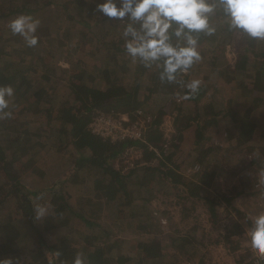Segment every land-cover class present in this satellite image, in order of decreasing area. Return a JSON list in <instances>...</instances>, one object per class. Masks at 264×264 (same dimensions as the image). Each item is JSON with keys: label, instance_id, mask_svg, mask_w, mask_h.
Instances as JSON below:
<instances>
[{"label": "trees", "instance_id": "16d2710c", "mask_svg": "<svg viewBox=\"0 0 264 264\" xmlns=\"http://www.w3.org/2000/svg\"><path fill=\"white\" fill-rule=\"evenodd\" d=\"M25 3H20L19 0L11 3V0H7L3 4L5 8L0 9V23H2L0 25V85L13 86L15 89L14 98L17 97L19 92L27 91L28 87L30 88L26 93L22 94L23 96H18L20 99L19 103L14 102L13 108L10 107L9 110L11 113L15 112L13 110L19 106L20 102L33 97L35 99L33 106H35L39 115L45 117L47 120L45 124L59 122L60 130H52V134L49 135L48 139H57L58 137L56 136L65 134L76 150L83 151H80L73 160L74 172L69 174L71 177H63L64 179L58 181V184L60 182L61 184L57 189L51 188L56 183H51L49 186L51 195L49 199H46V202L50 219L45 217L43 220H37L34 216L35 205L33 203L35 202L32 197L37 196L45 201V194H39L41 193L39 190L44 188L35 187L33 191L30 190L23 182L20 168V165L24 164L27 167V163H31V159H27L31 154L30 149L32 147L30 146L35 139L31 137L30 130L22 133L16 129L17 126H14V124L18 120L17 118L11 117L12 115L7 120L3 118L0 122V208L6 207L9 209L8 203L10 201L15 202V206L12 207L10 213L6 214L5 220L0 224V259L12 258L13 264H24L27 258L32 259L34 264H73L74 259L71 260L70 257L82 254L85 264H132V259H125L124 254H113L112 249L106 251V242H96L95 235L88 233V231L86 232L85 229L94 227L105 229L106 224L102 225L100 221L102 212L106 209L110 211L112 208L110 201L112 199L115 200L116 195L121 191L124 195H129L125 188L127 182L136 179L139 183H143V181H140L142 177L145 178L148 188H150L152 183H156L152 182V180L156 181L158 178L168 179L174 188L176 185H183L189 191V196L204 201L210 214L213 217H217V206L222 201L231 202L233 197H228L222 191H218L213 196L202 193L204 188L212 187L214 178L219 175L215 167L216 164L211 162L200 171H196L199 172L197 173L199 174L197 181H186L184 174L178 172L179 165L177 163L172 166L169 165V161L174 157L176 151H170L169 142L162 128L166 113H173L177 110V115H179L177 120H180V117L184 118L186 114L191 112L190 108L185 109L188 101L194 102L196 111L201 107L199 104L201 103L200 99L206 94L203 84L198 94L189 99H184L183 97L187 90L180 84L162 83L159 80L157 70L147 69L139 62L134 63L125 52L124 41L120 36L121 25L118 21L110 20L104 16L101 17L100 14L92 11L95 14L92 17L94 22H92L93 19L90 20L85 17L82 13L83 11H78V9L85 7L86 4L92 7L95 6L94 0H28L26 5ZM23 12L40 20V26L37 31L39 43L36 47H27L23 39L18 35L13 36L7 27L9 21ZM56 13L60 15L59 21L54 19ZM72 20H74V23L75 21H81L84 24L83 26L91 30L94 27L93 25H98L99 22L102 23L95 33L92 31L88 33L91 36L89 37L91 41L98 40V42L95 41L96 43L94 42L92 43L93 45L86 47L87 40L84 39L81 44L84 50L86 48V54H92L89 51V48H92L94 55L104 51L106 57L102 58L101 63L104 64L102 68L99 63L92 65L98 71L96 76L90 77V69H86L87 66L84 70L77 71L78 73L69 70L70 76L66 89L71 100L69 102L59 100L58 103L56 102L57 99L49 94L51 87L40 86L39 89H36L34 88L35 82L31 83L28 76L30 75L29 72L37 70L38 60L41 61L40 64L42 66L49 67L46 64V57L41 52L40 57L35 55L37 50L43 51L56 43V47L63 50L64 47L69 45V43L66 45L61 34L64 29V22L67 21L68 23V21L71 22ZM57 22L60 25H57ZM52 23L58 32L56 35L51 32ZM78 30L81 32V28ZM110 30L115 31L118 37L105 42L104 36ZM68 34L71 37V33ZM232 34L227 30L226 26L218 28L217 32L212 36L201 34L200 50L202 60L194 66L188 75L182 76L181 79L186 82L195 78L198 72L204 70L202 64L206 60L205 65L211 67L209 69L211 79L216 81L220 77L228 78V80H237L236 88L246 96H250L253 90L261 95L264 94V41L250 40L242 35L247 47L245 53L239 55L237 60L238 68L236 74H239L238 76L229 77L226 71L220 67L222 63L219 60L223 58V44ZM9 47H11V50L8 49ZM73 49L79 50L80 47L78 49L75 46ZM208 52L210 53L208 54ZM250 52L255 53L253 60L249 58L248 53ZM31 65H33V68ZM88 67L91 66L88 65ZM75 70L77 69H72V71ZM101 77L107 80L106 86L97 85L96 81L99 78L101 79ZM247 77L252 85L245 81ZM142 78L144 80L147 78L146 81L150 88L149 92L143 88ZM44 79L50 80L49 77H44ZM207 80L204 82H207ZM150 92L155 95L152 103L154 99L158 98V101H165V103H161L157 108L151 106L149 100L151 99ZM157 96L158 98H156ZM254 100L262 101L264 98L256 96ZM168 105L172 106V110H167ZM183 106L185 110H183ZM247 106L250 107L252 105L248 104ZM145 107H148V110ZM140 110L146 113L139 114ZM98 111L111 114L127 113L133 121L139 118L141 114L151 115V118L147 119L142 139L113 141L96 135L90 130L89 125L92 116ZM212 111L214 110L212 109ZM210 114L213 115L212 113ZM226 116L230 120H228L225 128L224 141L228 139V143L232 144L234 148L243 146V144L248 143L254 137H264L263 130L258 132L257 119H251L249 115H243L236 111L227 112ZM193 120L195 121L193 125L195 135L190 146H194V149L191 148V152L193 157H197V161L205 163L207 155L221 150L219 145H217L218 150L217 147L212 145H203L206 141L204 130L210 129L212 131V128L217 126V118H208L201 121L200 114H198ZM184 131L185 126L180 128L181 135L177 136L175 140L179 142L183 137ZM132 146L142 150L141 161L145 160V164L123 173L121 170L114 168L111 161ZM172 146H176V144L174 145L173 143ZM223 154L226 155L225 152ZM152 159H157V163L152 164ZM89 168H95L101 174L93 180V189L96 192L95 196H97L91 197L79 194L75 197L73 203L72 194L68 193L67 188L73 182H83L78 172ZM112 193L115 197H108L111 198L108 199L107 195L111 196ZM238 193L241 194L240 192ZM131 210L136 209L132 208ZM139 212L137 214L142 217H140L138 223L140 227L136 229L149 234L138 241L139 250L136 259L141 261V263H172L166 258V253H163L165 241L153 234L152 230L155 224L153 222L155 221L153 213L143 212L142 214L140 210ZM22 217H27V223L31 227L30 233L34 237V242L29 246L28 251L21 250V243L23 237L27 236V230L22 233L20 238H18L17 234H7L4 230L5 227H10L15 231V225ZM247 221L250 222L249 219ZM238 225L237 227H241V225ZM82 227L85 228L83 230L84 233L79 235V237L87 241L86 244L81 242L77 235L74 236L71 233V231L75 230L82 231ZM51 230L59 231V236L47 239L45 234ZM108 231L106 230V232ZM194 232V230H191L190 234L186 236L172 237L170 245L182 251L184 250V254L192 251L195 253L198 250V243L195 235H193ZM234 233L238 234L237 232L231 233L228 230L225 238L229 241V235ZM152 235L153 237H151ZM79 241L80 244H77ZM123 243L124 241H121L117 245L120 246ZM48 255H51V257H48ZM174 262H177V260H174Z\"/></svg>", "mask_w": 264, "mask_h": 264}, {"label": "rangeland", "instance_id": "374dc122", "mask_svg": "<svg viewBox=\"0 0 264 264\" xmlns=\"http://www.w3.org/2000/svg\"><path fill=\"white\" fill-rule=\"evenodd\" d=\"M25 1L26 0H19V2L23 4ZM5 2H7V0H0V9L5 8L3 6ZM14 2L15 0H11V3ZM27 2L28 0L25 5ZM96 2H98V0H94V3ZM94 9L95 6L92 7L86 4L85 7L78 9V11H83V15L91 20L93 19V15H95L92 12ZM75 13L78 15L77 12ZM19 14H26V12ZM101 17L103 16L101 15ZM54 19L55 21H59L60 15L56 13ZM92 22H94V19ZM1 24L2 23H0V25ZM58 24L60 25L59 22H57V25ZM101 24L102 23L99 22L98 25H93L94 27H92L91 30L83 26L84 24L81 21H75V23L74 20L71 22L68 21V23L67 21L64 22V29L62 30L61 36L66 45L67 43H69V45L64 47L63 50L56 47L57 43L43 51L37 50L35 55L40 57L41 52V54L46 57V64H48L49 67L42 66L40 64L41 61L38 60L39 63L36 65L37 70H33L31 73L29 72L30 75L28 79L31 80V83L35 82L34 88L39 89L40 86H45L46 88L51 87L49 94L57 99L56 102L59 100L69 102L71 98L66 89L70 76L69 70L78 73L77 71H82L87 66L86 69H90L89 72L91 77L96 76L98 73L96 68L92 65L99 63L101 68L104 65L101 63L102 58L106 57L104 51H100L94 55L92 48H89L92 54H86V48L84 50L81 44V41L86 39V47H88V45H93L92 43L96 40H94V42L93 40L91 41L89 39L91 36H89L88 33L89 31L95 33ZM79 28H81V32L78 30ZM51 32L54 35L58 33L53 23L51 25ZM68 33H71V37ZM117 37L118 34L110 30V32L105 34L104 41L108 42ZM96 42H98V40ZM223 45V58L219 60L222 63L220 67L226 71L229 77L238 76L239 74H236L238 68L237 60L239 59V55L245 53L247 45L242 35L234 33L226 39ZM75 46L78 47V49L80 47V49H73ZM8 49L11 50V47ZM209 53L210 52H208V54ZM248 54L249 58L253 60L255 53L250 52ZM98 59H100L99 62ZM87 64L91 67H88ZM205 64L206 60L203 61L202 64L204 70L198 72L195 77L203 81V86L206 90L205 96L200 99L201 103L199 104L201 107L198 108V112L196 111L194 102L188 101L187 105H185V109L190 108L191 112L186 114L184 118L180 117V120H177L179 116L177 115V110L173 113H166L162 128L169 142L170 151H176L174 157L169 161V165L172 166L174 163H177L179 165L178 172L184 174L186 181H197L199 176L197 173L199 172L196 171H200L205 165L211 162L216 164L215 167L219 175L214 178L212 187L204 188L202 193L213 196L218 191H222L225 192L228 197H233L231 202L222 201L216 208L217 217H213L204 201L189 196V191L183 185H176L174 188L168 179L158 178L156 181L152 180V182L156 183L151 182L152 184L150 188H148L144 177L140 180L143 181V183H139L136 179L128 180L129 182L125 185V188L129 192L128 196L124 195L122 191L117 194L116 197L113 193L111 196L107 195V198L115 197V200L112 199L110 201L112 206L110 209V211L112 210L111 213L108 209L102 212L100 221L102 225L106 224L105 229H98L97 227L85 229L82 227V231H71L74 236L77 235L79 237V235L84 233L83 230L85 229L86 232L88 231V233L95 235L97 239L96 242H106V251L112 249L111 251L114 252L113 254L122 253L125 259H132V264H150L147 262L141 263V261L136 259L139 250L138 241L149 234L148 232L145 234L144 231L136 229L140 227L138 223L142 216L137 214L140 213V210L142 214L143 212L153 213L155 218L153 222H155V224L152 231L156 237L162 238L165 241L163 244V253H166V258L172 262L170 264H252L257 254L248 243L249 236L247 233L251 228L252 218L258 213L264 212V137H254L248 143L236 148L228 143V139L224 141V138L226 133L225 128L228 120H230V118L226 116L227 112L236 111L243 115H249L251 119H257V124L259 126L258 132L262 130L264 132V100H254L256 96L264 98V94L261 95L253 90L250 96H246L243 95L242 91L236 88L237 80H228V78L220 77L216 81L215 79H211V75L209 74V69L211 67ZM31 66L33 68V65ZM73 68L77 70L72 71ZM44 77H49L50 80L48 81L44 79ZM147 78L150 79L149 76H147ZM147 78L145 80L142 78V83H144L143 88L149 92L150 88L146 81ZM206 79H208L207 82H204ZM245 81L252 85L248 77ZM96 82L98 86L107 85V80L102 79V77ZM29 89L28 87V90ZM172 90H174V88H172ZM27 91L23 90L19 92L17 97L13 98L10 107L13 108L12 105L14 102L19 103L18 101H20V99L18 96H23L22 94ZM153 96L155 95L151 93V99L149 100L150 105L154 108H157L161 103H165V101H158V96L156 97L158 99H154L152 103ZM34 103L35 99L33 97H29L26 101L20 102L19 106L13 110L15 112L12 113L11 117L18 119L15 121L14 126H17L16 129L19 132L23 133L26 130H30L31 137L35 139L30 146L32 147L30 149L31 154L27 159H31V163H27L28 168L24 164L20 165V168L23 182L30 190L33 191L35 187L44 188L43 190H39L41 191L39 194H45V201L43 198H39L35 195V197H32L35 202L33 203L35 205V217L37 207L46 209V215L40 219L43 220L45 217L50 216L46 199H49L51 195V188L57 189L61 184V182L58 184V181H61V179L65 177H71L69 174L74 172L73 160L78 156V153L83 150H76L65 134L56 136L59 139H48L49 135L52 134V130H60L59 122L45 124L47 120L45 117H42V115L38 114L37 109L33 106ZM248 104L252 106L248 107ZM145 108L147 109L148 107ZM171 108L172 106H167L168 111L172 110ZM185 109L183 106V110ZM212 109L214 111H212ZM140 113L146 112L140 110L139 114ZM198 114H200L201 121L208 118H217V126L213 127L212 131H210V129L204 130L206 141L203 145H212L213 147L219 145L221 150L207 155L205 163H200L196 160L197 157H193L191 151L194 149V146L190 147L195 135L193 131L195 121L193 118ZM8 118L9 117H6L4 119L7 120ZM139 118L141 121V118L148 119L151 118V115L141 114ZM2 120L3 119H0V122ZM184 126L185 131L184 134H182L183 137L178 142L175 139L177 136L181 135L180 128ZM53 137H55V135H53ZM173 143L174 145L176 144V146H172ZM223 152H225L226 155H224ZM142 155L141 149H136V147L132 146L128 147L120 156L114 158L111 162L114 168L126 173L131 171L132 168H138L140 165L145 164V160L141 161ZM151 163H157V159H152ZM197 167L198 169H196ZM78 174L81 180L83 179V182H73L70 184V187L67 188L68 193L72 194L73 203L75 197L79 194L91 197L97 196H95L96 192L93 189V180L98 177L100 173L95 168H89L88 170L79 171ZM51 183L56 184H54V187L52 186L50 188L49 186ZM104 198L106 197L104 196ZM14 203L12 201L8 203L9 209L6 207L0 208V224L5 220L6 214L10 213L12 207L15 206ZM132 208L136 210H131ZM118 211L120 212L118 213ZM116 212L117 214H115ZM47 219L50 218L48 217ZM247 219H249L250 222L247 221ZM238 223L241 227H237ZM30 229L31 227L27 223V217H22L16 223L15 231L10 227L4 228L7 234H17L18 238L22 237V233L27 230V236L23 237L21 243V250L23 251H28L29 246L34 242V237L31 235ZM56 230L47 232V234H45L47 239L58 237L59 231ZM106 230L109 231L106 232ZM191 230L195 231L193 235H195V239L198 243V250L195 251V253L192 251L184 254V250L182 251L170 245L172 237L186 236L190 234L189 232ZM228 230H230L231 233H238L229 235V241L225 238V234L228 233ZM60 232L62 231L60 230ZM151 237H153V235ZM79 239L81 242H84V244L87 243V241L81 237H79ZM80 241L77 242V244H80ZM121 241H124V243L118 246L117 244H120ZM74 256L76 257L77 255ZM48 257H51V255H48ZM75 257L70 258L72 260L75 259ZM174 260H177V262H174ZM24 264L34 263L32 259L27 258Z\"/></svg>", "mask_w": 264, "mask_h": 264}, {"label": "clouds", "instance_id": "9594fccd", "mask_svg": "<svg viewBox=\"0 0 264 264\" xmlns=\"http://www.w3.org/2000/svg\"><path fill=\"white\" fill-rule=\"evenodd\" d=\"M94 11L121 25L120 36L128 57L147 69L158 71L162 83L180 84L187 91L184 99L199 93L203 81H183L202 60L200 36L214 35L218 28L264 41V0H98ZM40 20L20 14L7 27L13 36H20L27 47H36ZM15 96L11 85H0V119L10 117V104ZM36 219L46 215L37 207ZM252 250L264 257V212L255 215L247 233ZM0 264H13L12 258ZM73 264H85L77 254Z\"/></svg>", "mask_w": 264, "mask_h": 264}, {"label": "built area", "instance_id": "2783aa9c", "mask_svg": "<svg viewBox=\"0 0 264 264\" xmlns=\"http://www.w3.org/2000/svg\"><path fill=\"white\" fill-rule=\"evenodd\" d=\"M149 119V118H148ZM147 119L131 120L127 113H104L98 111L92 116V133L113 141L142 139ZM198 169V167L196 168ZM252 264H264V257L255 256Z\"/></svg>", "mask_w": 264, "mask_h": 264}]
</instances>
